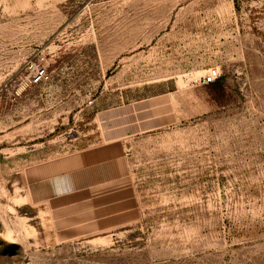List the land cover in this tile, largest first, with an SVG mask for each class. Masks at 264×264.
Returning <instances> with one entry per match:
<instances>
[{"label": "rangeland", "instance_id": "obj_1", "mask_svg": "<svg viewBox=\"0 0 264 264\" xmlns=\"http://www.w3.org/2000/svg\"><path fill=\"white\" fill-rule=\"evenodd\" d=\"M0 264H264V0H0Z\"/></svg>", "mask_w": 264, "mask_h": 264}, {"label": "built area", "instance_id": "obj_2", "mask_svg": "<svg viewBox=\"0 0 264 264\" xmlns=\"http://www.w3.org/2000/svg\"><path fill=\"white\" fill-rule=\"evenodd\" d=\"M45 77V70L43 68H36L33 75L31 76L30 83L32 85H37L42 82ZM219 74L216 69H211L202 76V83L205 85L214 84L216 80H218Z\"/></svg>", "mask_w": 264, "mask_h": 264}, {"label": "crops", "instance_id": "obj_3", "mask_svg": "<svg viewBox=\"0 0 264 264\" xmlns=\"http://www.w3.org/2000/svg\"><path fill=\"white\" fill-rule=\"evenodd\" d=\"M83 163V167L79 169L80 174H84L85 170L88 169V160H85ZM82 176V175H81ZM86 180L88 181V174H86Z\"/></svg>", "mask_w": 264, "mask_h": 264}]
</instances>
